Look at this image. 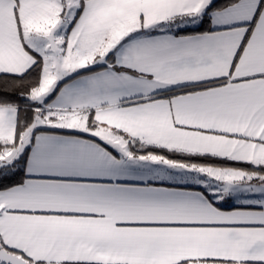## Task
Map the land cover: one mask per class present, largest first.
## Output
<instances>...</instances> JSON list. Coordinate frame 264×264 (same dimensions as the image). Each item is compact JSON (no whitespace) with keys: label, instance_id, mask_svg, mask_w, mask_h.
<instances>
[{"label":"snow or ice","instance_id":"1","mask_svg":"<svg viewBox=\"0 0 264 264\" xmlns=\"http://www.w3.org/2000/svg\"><path fill=\"white\" fill-rule=\"evenodd\" d=\"M0 264H264V0H0Z\"/></svg>","mask_w":264,"mask_h":264}]
</instances>
